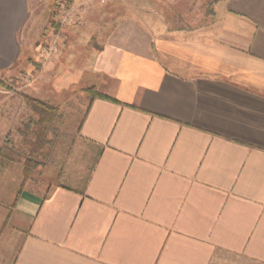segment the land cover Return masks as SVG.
<instances>
[{"label": "crops", "instance_id": "1", "mask_svg": "<svg viewBox=\"0 0 264 264\" xmlns=\"http://www.w3.org/2000/svg\"><path fill=\"white\" fill-rule=\"evenodd\" d=\"M54 2L0 0V75L58 35L45 96L31 95L54 94L57 65L75 71L83 108L71 131L52 104L53 132L95 154L80 186L44 190L2 162L9 264H264V0H190L158 17L133 0H71L62 33ZM16 101L0 112V148L34 119Z\"/></svg>", "mask_w": 264, "mask_h": 264}, {"label": "rangeland", "instance_id": "2", "mask_svg": "<svg viewBox=\"0 0 264 264\" xmlns=\"http://www.w3.org/2000/svg\"><path fill=\"white\" fill-rule=\"evenodd\" d=\"M173 1L133 0L129 5L141 11L148 9L158 17L162 16V13H168L169 16L171 13H184L183 11L187 8L190 0ZM50 10H52V7ZM194 13H197V11L194 10ZM68 26L69 25H64L62 28H59L58 33H62V31ZM43 41L44 40H41V42ZM51 45L52 47L54 46L53 50L49 51V55H44L43 50ZM58 47H60V39L58 35H56L52 40L50 39L47 46L44 45V47L37 53L35 51L32 53L30 57L33 61H36V63L32 64L31 62L32 65L23 66L21 72L14 71L13 73L11 72L10 74H7V76H4V74L0 75V112L4 109L3 106L10 104L9 102L11 98L17 99L15 102L16 105H11L12 113L20 103L22 108L24 106L25 109H29L25 104L24 96L32 97L31 90L34 87L40 92V95L45 96L48 87L46 85L47 83H45V76L47 73H45V70H41V68H43L47 60L52 59L59 51H61ZM59 57L62 59L63 54ZM57 67L58 70L53 74L54 81L50 83V89H48L54 94L51 93V95H49V97L51 96L50 98L44 97V100L51 105L53 104L60 107L59 115L65 120V122L69 123L68 128L72 131V128L75 126L74 123L76 118L84 105L83 96H76L72 93V88L76 86L72 83L75 82V80L72 81V77L76 76V72L67 71V68L60 67V65H57ZM40 75L43 76L41 81L39 78ZM26 124L27 121L19 123L16 127L17 131L12 132L7 138L10 143L12 140H15V137H18L20 144L12 149L16 153L18 148L21 147L22 142L18 132L23 130V127ZM61 133H64V135L65 133L67 134L68 129L65 131L55 130L50 133L49 136L52 138L51 144L44 154L43 165L39 168L38 173L33 178V181L38 185V188H42L43 190L46 187L54 186L58 181L66 183L69 187L80 186L91 166L93 157L90 159V156L95 154V149L85 142L75 138L74 135L71 134V137L67 135L62 137ZM66 175L67 177H65ZM3 238L0 242V264H9L12 255L15 253L16 246L7 243L6 238Z\"/></svg>", "mask_w": 264, "mask_h": 264}, {"label": "trees", "instance_id": "3", "mask_svg": "<svg viewBox=\"0 0 264 264\" xmlns=\"http://www.w3.org/2000/svg\"><path fill=\"white\" fill-rule=\"evenodd\" d=\"M62 0H55L49 17V27L54 33L59 30L56 19L60 12V3ZM65 10H69L71 0H63ZM85 92L92 99L109 98L99 94L94 88L86 89ZM25 104L32 112L34 119L30 120L23 130L18 132L21 137V147L17 153L9 147V141L6 139L5 146L0 148V170L2 162L22 166V186L28 180H31L38 173L39 168L43 165L44 154L51 144L50 133L53 131L54 124L58 117V108L48 104L45 101L34 97L24 96Z\"/></svg>", "mask_w": 264, "mask_h": 264}, {"label": "built area", "instance_id": "4", "mask_svg": "<svg viewBox=\"0 0 264 264\" xmlns=\"http://www.w3.org/2000/svg\"><path fill=\"white\" fill-rule=\"evenodd\" d=\"M64 8V2L62 0V2L60 3V12L59 15L56 19V22L59 25V28H62V26L64 25H70L72 22L71 16L69 14V10H65ZM54 47V46H53ZM52 45L46 49H44V55H49V51L53 50Z\"/></svg>", "mask_w": 264, "mask_h": 264}]
</instances>
